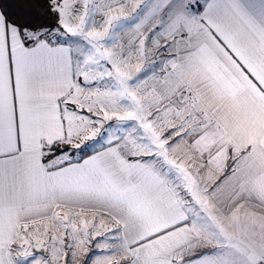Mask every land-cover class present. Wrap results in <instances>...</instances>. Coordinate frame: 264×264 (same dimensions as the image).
Returning <instances> with one entry per match:
<instances>
[{
  "label": "snow or ice",
  "instance_id": "snow-or-ice-1",
  "mask_svg": "<svg viewBox=\"0 0 264 264\" xmlns=\"http://www.w3.org/2000/svg\"><path fill=\"white\" fill-rule=\"evenodd\" d=\"M0 264H264V0H0Z\"/></svg>",
  "mask_w": 264,
  "mask_h": 264
}]
</instances>
